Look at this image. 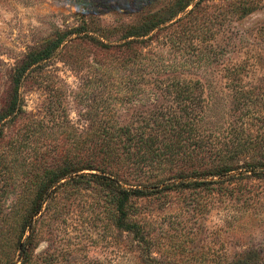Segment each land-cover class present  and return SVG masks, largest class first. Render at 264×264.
<instances>
[{"label":"rangeland","instance_id":"obj_1","mask_svg":"<svg viewBox=\"0 0 264 264\" xmlns=\"http://www.w3.org/2000/svg\"><path fill=\"white\" fill-rule=\"evenodd\" d=\"M75 1L0 0V108L6 101L10 70L23 54L40 47L57 29L78 23ZM171 1L83 0L84 16L114 39L146 12L163 9ZM202 6L211 31L194 39L196 53L189 54L192 61L147 78V90L136 94L141 102L114 107L115 124L130 123L138 112L164 103L161 86L178 78L198 87L207 110L205 125L215 134L227 125L226 118L216 115L225 111L230 100L228 68L242 65L244 86H264L260 34L264 0H259L260 8L243 17L231 14L228 1L211 0ZM152 46L168 52L170 63L182 60L181 53L175 55L164 38L154 40ZM36 74L21 87L22 117L3 128L4 140L14 151L9 165L0 170V260L15 258L22 221L39 185L36 172L53 150L54 139L64 134L68 146L74 148L77 131L85 134L92 122L94 98L106 94V89L91 85L88 69L76 71L59 55L46 61ZM55 186L25 231L32 235L30 254L37 264H264V179H246L228 190L254 198L249 204L225 198L221 192L227 189L215 185L170 190L138 200L141 220L153 239L149 256L155 261L140 256L132 234L115 225V207L104 186L96 182Z\"/></svg>","mask_w":264,"mask_h":264},{"label":"trees","instance_id":"obj_2","mask_svg":"<svg viewBox=\"0 0 264 264\" xmlns=\"http://www.w3.org/2000/svg\"><path fill=\"white\" fill-rule=\"evenodd\" d=\"M206 1L211 0H173L163 9L146 12L109 39L108 30L85 18L83 0H76L78 23L57 29L40 47L29 48L14 64L6 101L0 108V170L9 165L14 151L4 140L3 128L22 117L21 87L50 58L59 55L76 71L88 69L91 85L106 89V94L94 98L92 122L85 134L77 131L74 148L68 146L64 134L54 139L53 150L36 172L39 185L33 206L22 221L15 258L4 257L0 264H37L30 254L32 235L25 231L31 217L55 192V185L96 182L104 186L108 201L115 207V225L132 234L140 256L153 261L155 258L149 256L153 239L141 220V198L215 185L226 188L221 195L233 202L254 201L228 191L246 179H264V86H244L242 65L227 69L232 86L225 111L216 115L227 119L220 132L214 134L205 125L207 110L195 83L178 78L161 86L164 103L138 112L130 123L118 125L113 121L115 106L142 101L136 94L147 90V78L192 61L189 54L196 53L192 48L194 39L211 31V21L202 6ZM223 1L229 2L231 14L236 17L260 8L259 0ZM260 34L264 40V26ZM160 37L172 46L175 55L181 53L182 60L170 63L168 52L152 46ZM185 39L190 43L186 44Z\"/></svg>","mask_w":264,"mask_h":264}]
</instances>
